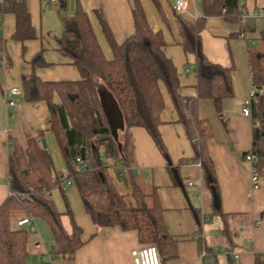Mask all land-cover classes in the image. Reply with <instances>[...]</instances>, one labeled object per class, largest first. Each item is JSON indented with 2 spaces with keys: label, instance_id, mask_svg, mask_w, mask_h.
I'll return each mask as SVG.
<instances>
[{
  "label": "crops",
  "instance_id": "1",
  "mask_svg": "<svg viewBox=\"0 0 264 264\" xmlns=\"http://www.w3.org/2000/svg\"><path fill=\"white\" fill-rule=\"evenodd\" d=\"M147 23L155 33L160 32L165 42L163 52L177 70L179 95L194 99L197 95L195 62L185 55L181 46L178 18L193 23L201 14V0H186L184 14L176 15L172 0H158V8L151 0H139ZM243 10L249 13L264 10V0H242ZM30 22L36 39L23 44L11 40L14 17L2 18L0 34L7 56V69L0 68V205L8 198V155L16 144L25 148L29 138L42 137L46 143L53 170L59 174L66 170L64 161L50 132L49 112L44 102L28 103L24 100L22 79L32 73L31 60L43 51L48 66L35 70V75L47 83L75 82L80 80L78 70L71 65L56 46V38L62 34V19L72 16L80 8L88 17L90 26L106 60L112 54L101 30V15L116 44H122L134 34L131 0H26ZM260 30L261 23H255ZM238 25L219 17L205 20L200 34L202 51L212 63L230 69L233 98L226 100L222 113L217 114L208 100H198L196 113L212 128L208 153L214 165L218 209L215 210L212 191L202 180V170L192 161L193 151L184 127L178 123L176 112L165 88L160 85L164 109L160 114L158 132L165 147L163 156L147 132L139 127L130 129L133 146V172L146 188L154 187L162 210V221L168 234L177 242V258L167 264H254L255 255H264V175L259 187L252 190L250 165L245 154L251 149V121L243 116L242 104L251 87L248 69V50H259L255 36L252 41L237 37ZM16 88L20 95H5ZM110 96L101 94L105 109H115ZM5 98L16 107H7ZM117 111V110H114ZM116 113V112H115ZM106 119L111 129L110 118ZM117 116V114H115ZM119 124V122H118ZM123 125V124H122ZM112 130V129H111ZM120 136L123 130L119 128ZM113 131V130H112ZM40 138V139H41ZM114 188L126 203H133L129 176L117 162L109 165ZM176 172L182 183L180 188L168 170ZM191 182L192 186H187ZM50 196L59 213L64 214L66 205L73 213L75 224L81 229L82 246L72 260L54 254L56 245L48 224L32 218L35 231L27 233L25 264H133L130 252L143 246L136 231L124 232L118 227L96 228L84 208L75 189L66 190L64 201L57 189ZM216 211L224 216L216 215ZM205 213V217L202 215ZM27 217L26 211L10 214L11 226ZM207 217V219H206ZM62 224L70 231L69 220L62 216ZM226 228V233L223 230ZM244 227V228H242ZM198 236L199 239H194ZM204 253V255H203ZM234 254L238 258L233 257Z\"/></svg>",
  "mask_w": 264,
  "mask_h": 264
},
{
  "label": "trees",
  "instance_id": "2",
  "mask_svg": "<svg viewBox=\"0 0 264 264\" xmlns=\"http://www.w3.org/2000/svg\"><path fill=\"white\" fill-rule=\"evenodd\" d=\"M158 8V0H151ZM242 0H201V14L193 23L178 18L181 46L185 55L195 62L197 95L184 99L179 93L177 70L165 56V42L160 32L149 27L139 0H131L134 34L122 44L115 43L108 26L98 14L101 30L110 48L112 59L106 60L96 41L87 15L78 8L72 16L64 17L62 34L56 38L57 50L70 60L80 75L75 82H42L35 70L48 66L41 51L30 62L32 73L22 79L24 100L28 103L44 102L49 112L50 132L60 151L70 181L64 188L60 173L55 174L48 152L42 148L40 138H29L25 148L16 144L8 155V198L0 205V264H25L27 233L25 228L11 226L10 214L24 210L27 217L39 218L53 235L54 254L72 260L82 246L81 229L73 220L66 205L59 213L50 196L57 189L66 200V190L77 191L84 212L96 228L118 227L124 232L136 231L139 242L154 245L161 264L177 258V242L168 234L162 221L154 187L146 189L134 174L133 146L130 129H144L160 153L165 147L158 132L160 114L164 109L160 93L162 85L184 127L191 144L193 158L202 170L204 184L217 194V181L213 162L208 153L212 128L208 121L198 118L196 103L208 100L217 114L222 113L226 100L233 98L230 69L210 62L202 51L201 32L205 20L219 17L238 25L241 30ZM224 10V13L222 11ZM13 15L15 25L11 40L25 43L36 39L30 22L26 0H0V29L4 15ZM251 21L246 29V41H257L259 50H248L250 84L255 90L251 103V148L256 161L253 167L264 175V23L257 30ZM255 38L249 39V36ZM2 37L0 34V44ZM98 83L102 85L99 91ZM112 96L117 104L123 124V133L112 136L106 119L101 94ZM76 158L80 160L76 168ZM119 163L129 176L133 203H126L118 194L110 174L109 165ZM173 173L171 168H168ZM263 172V173H262ZM175 181V179H174ZM34 187V193L29 191ZM42 188L46 191L42 192ZM24 198L20 200V196ZM217 210V209H215ZM216 215L223 218L220 211ZM62 216L69 220L70 231L62 224ZM264 220V213L261 215ZM225 228V227H224ZM226 228L223 233H226ZM254 264H264V255H255Z\"/></svg>",
  "mask_w": 264,
  "mask_h": 264
},
{
  "label": "built area",
  "instance_id": "3",
  "mask_svg": "<svg viewBox=\"0 0 264 264\" xmlns=\"http://www.w3.org/2000/svg\"><path fill=\"white\" fill-rule=\"evenodd\" d=\"M46 1L57 2V0H46ZM186 8H187L186 0H172V10L174 11L176 15L184 14L186 11ZM222 13H224V10L222 11ZM251 21L258 22V23H264V10H260L258 12H253V13H249V12H246L245 10H241V22L242 23H241V30L239 32L240 39L246 41V38H247L246 29H247V25ZM7 66L8 64H7L6 54L4 52V47L2 44H0V68L6 71ZM7 94L12 95V96H17V95H20V91L16 88H13L9 92L5 93V95ZM255 94H256L255 90L253 88H250L248 90L246 98L243 101L241 112L243 116L247 118H250L251 116V103H252V99L255 96ZM5 104L7 107H13V108L16 107L13 101L7 100L6 98H5ZM244 159L250 165V180L252 184V190H257L259 187L258 182H259L260 176L256 172V169L253 167L254 162L256 161V156L254 155L252 148L250 149L249 152L245 154ZM75 162H76V168L79 169V165L81 163L80 160L76 158ZM60 183L64 188H68L70 186V181L68 179V174L66 170H63L62 172H60ZM186 185L192 186V183L186 182ZM29 191L32 193L36 192L34 187H30ZM45 191L46 190L42 188V192H45ZM23 198L24 196L21 195L20 200ZM202 217L203 218L205 217V213L202 215ZM16 224L18 227L25 228L29 232L35 231V225L33 223L32 218L30 217L21 218L16 222ZM194 239L197 240L199 239V237L196 236L194 237ZM130 257L132 259L133 264H161L160 257L154 245H145V246H141L139 248L133 249L130 252ZM233 257L237 259L238 255L234 254ZM203 264H207V263H203Z\"/></svg>",
  "mask_w": 264,
  "mask_h": 264
},
{
  "label": "rangeland",
  "instance_id": "4",
  "mask_svg": "<svg viewBox=\"0 0 264 264\" xmlns=\"http://www.w3.org/2000/svg\"><path fill=\"white\" fill-rule=\"evenodd\" d=\"M4 52H5V50H4ZM6 59H7V56H6ZM98 86H99V91H103L102 90L103 87L100 83H98ZM109 98H111L112 104H113V106H115V109H112L110 106L108 108H106V105H105V111L110 118L109 122L111 125V129L113 130V131L112 130L111 131L115 135V134H117V130H115V129L119 128L120 130H123V125H122V121H121V115H120L119 110L117 108V104H116L115 99L112 96H110ZM114 110H117V111H114ZM115 114H117V116ZM118 122H119V124H118ZM69 190H73V188H70Z\"/></svg>",
  "mask_w": 264,
  "mask_h": 264
},
{
  "label": "water",
  "instance_id": "5",
  "mask_svg": "<svg viewBox=\"0 0 264 264\" xmlns=\"http://www.w3.org/2000/svg\"><path fill=\"white\" fill-rule=\"evenodd\" d=\"M115 138H116V136H115ZM40 142H41L42 148L46 149V143H45L43 138L40 139ZM172 173H173V177L176 180L178 186L183 189L182 183L178 179V177L176 175V172L172 171ZM212 197L214 199V207H215V209H218V197L216 196V194H215V192L213 190H212Z\"/></svg>",
  "mask_w": 264,
  "mask_h": 264
}]
</instances>
